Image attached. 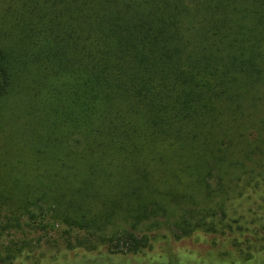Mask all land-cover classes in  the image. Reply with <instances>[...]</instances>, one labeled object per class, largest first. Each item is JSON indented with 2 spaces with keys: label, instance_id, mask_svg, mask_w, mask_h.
<instances>
[{
  "label": "trees",
  "instance_id": "1",
  "mask_svg": "<svg viewBox=\"0 0 264 264\" xmlns=\"http://www.w3.org/2000/svg\"><path fill=\"white\" fill-rule=\"evenodd\" d=\"M12 91L35 148L0 176L1 227L33 204L87 250L131 256L158 225L224 231L225 179L264 127V0H0Z\"/></svg>",
  "mask_w": 264,
  "mask_h": 264
},
{
  "label": "rangeland",
  "instance_id": "2",
  "mask_svg": "<svg viewBox=\"0 0 264 264\" xmlns=\"http://www.w3.org/2000/svg\"><path fill=\"white\" fill-rule=\"evenodd\" d=\"M17 95L18 91H12L0 98V176L11 173L19 177L22 164L32 160L35 148L22 117L17 112L13 115L17 111ZM258 135L261 140L256 141L257 147L252 144L254 154L247 159L246 174L225 179L230 187L228 199L225 214L218 215L222 224L229 227L224 231L221 226L214 232L197 227L189 235L176 238L169 224H162L151 232L154 235L151 247L143 253L108 254L104 245L87 250L70 238L83 233H71L65 224L53 221L49 212L40 214L38 206L32 204L31 212L36 213L33 221L24 218L19 225L0 226V255L10 258L8 264H223L235 256H251L241 264H264V248L259 249L264 241L263 126L259 127Z\"/></svg>",
  "mask_w": 264,
  "mask_h": 264
}]
</instances>
